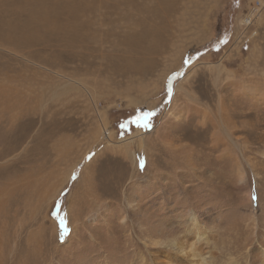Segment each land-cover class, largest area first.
<instances>
[{
  "label": "rangeland",
  "instance_id": "rangeland-1",
  "mask_svg": "<svg viewBox=\"0 0 264 264\" xmlns=\"http://www.w3.org/2000/svg\"><path fill=\"white\" fill-rule=\"evenodd\" d=\"M162 262L264 264V0H0V264Z\"/></svg>",
  "mask_w": 264,
  "mask_h": 264
},
{
  "label": "bare ground",
  "instance_id": "bare-ground-1",
  "mask_svg": "<svg viewBox=\"0 0 264 264\" xmlns=\"http://www.w3.org/2000/svg\"><path fill=\"white\" fill-rule=\"evenodd\" d=\"M222 109V107H221ZM223 110V109H222ZM222 116V115H221ZM224 117V116H222ZM120 140V139H119ZM127 139H122V141H126ZM129 140V139H128ZM110 141V140H109ZM141 142H142V138H140L139 143H138V147L140 148L141 146ZM241 178V177H240ZM198 220L197 217L195 216L194 213H192L191 217H190V226H192V230L191 231H195L198 234V238L194 239V241L192 242V244L189 246V248L191 249V253H196L197 252V245L198 242L202 241L203 239H205L203 236L204 233H202L201 230H198ZM190 231V230H189ZM204 231V230H203ZM190 233V232H188ZM153 243L154 245L160 246V247H166L168 249H171L174 253L176 254H180L182 252H185L184 248L182 245H180L177 241H175L174 239H167L165 241H161L159 239H153ZM189 252V251H188ZM176 256V255H175ZM163 264H167L162 262ZM161 263V264H162ZM154 264H160V263H154Z\"/></svg>",
  "mask_w": 264,
  "mask_h": 264
}]
</instances>
